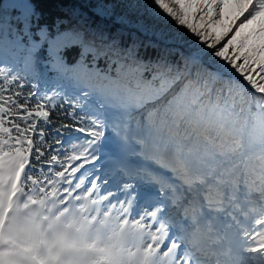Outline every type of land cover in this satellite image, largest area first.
<instances>
[{"label": "snow or ice", "instance_id": "6c2138e0", "mask_svg": "<svg viewBox=\"0 0 264 264\" xmlns=\"http://www.w3.org/2000/svg\"><path fill=\"white\" fill-rule=\"evenodd\" d=\"M96 8L143 9L190 51L145 60L79 14L49 28L35 0H0L21 54L0 57V264H264V0ZM57 108L73 123L53 145Z\"/></svg>", "mask_w": 264, "mask_h": 264}, {"label": "trees", "instance_id": "16d2710c", "mask_svg": "<svg viewBox=\"0 0 264 264\" xmlns=\"http://www.w3.org/2000/svg\"><path fill=\"white\" fill-rule=\"evenodd\" d=\"M38 5V10L42 14L40 23L51 28L60 20H67L69 17L73 18L75 22L76 14L83 17L93 29L103 31L110 38H115L123 47L135 45L139 56L145 60H155L158 56H167L171 60L179 61L182 56L186 57L190 51L187 44L190 42L188 37L184 38V42L179 40H172L167 45L162 43L153 32L163 31L165 35L175 32L171 25H166L164 21L150 18L143 9L135 13L129 12L127 9L117 8L111 16L98 14L96 5L98 4H115V3H130L132 0H35ZM140 5H146L148 0H135ZM120 16H125L127 22H122L118 19ZM137 21H142L145 29H142ZM61 28L68 27L67 23L61 24ZM21 54L17 53L15 49L7 41H0V57L6 60H15ZM22 64V59H21ZM103 66V61H100ZM32 90L29 86L24 89L25 93ZM67 109V105L65 106ZM51 124L45 129V138L50 144L55 143V139L60 138L55 135V128L64 123H73L71 117H66V113L57 108L50 117ZM79 133L69 132L63 130V138L65 141L71 140ZM74 142V141H73ZM65 147H70L65 144Z\"/></svg>", "mask_w": 264, "mask_h": 264}, {"label": "rangeland", "instance_id": "374dc122", "mask_svg": "<svg viewBox=\"0 0 264 264\" xmlns=\"http://www.w3.org/2000/svg\"><path fill=\"white\" fill-rule=\"evenodd\" d=\"M86 167H87V168H89V169L91 168V166H90V165H89V166H86ZM130 219H131V217H130Z\"/></svg>", "mask_w": 264, "mask_h": 264}]
</instances>
